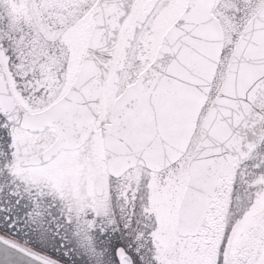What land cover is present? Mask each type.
<instances>
[{"label":"snow or ice","instance_id":"snow-or-ice-1","mask_svg":"<svg viewBox=\"0 0 264 264\" xmlns=\"http://www.w3.org/2000/svg\"><path fill=\"white\" fill-rule=\"evenodd\" d=\"M0 264H264V0H0Z\"/></svg>","mask_w":264,"mask_h":264}]
</instances>
